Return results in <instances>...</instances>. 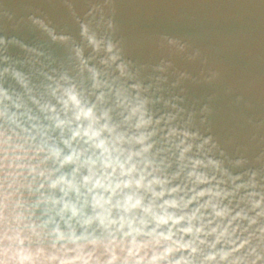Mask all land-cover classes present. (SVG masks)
Wrapping results in <instances>:
<instances>
[{
	"label": "clouds",
	"instance_id": "1",
	"mask_svg": "<svg viewBox=\"0 0 264 264\" xmlns=\"http://www.w3.org/2000/svg\"><path fill=\"white\" fill-rule=\"evenodd\" d=\"M54 3L62 21L40 4L0 31V264H264V119L227 151L206 127L215 93L185 108L194 78L173 58L244 85L166 35L134 62L115 0Z\"/></svg>",
	"mask_w": 264,
	"mask_h": 264
},
{
	"label": "water",
	"instance_id": "2",
	"mask_svg": "<svg viewBox=\"0 0 264 264\" xmlns=\"http://www.w3.org/2000/svg\"><path fill=\"white\" fill-rule=\"evenodd\" d=\"M55 0H0V31L9 18H17L44 4V11L62 21L64 9ZM79 2V0H77ZM118 6L116 21L118 36L126 44V53L134 62H152L147 38L152 35L175 37L185 43L189 51L198 50L208 59L228 69V79L243 88L226 92L216 84L198 81L199 61H188L184 56L173 58L174 67L193 76L186 81L183 106L198 109L212 101L213 112L208 127L227 151L231 145L224 141L242 130L247 121L264 119V95L260 84L264 81V60L257 53V40L264 23L260 12L246 4L264 3V0H115ZM247 54H244V50ZM173 93L178 89H173ZM242 96L237 100V96Z\"/></svg>",
	"mask_w": 264,
	"mask_h": 264
}]
</instances>
